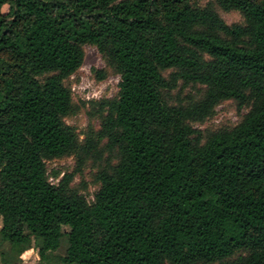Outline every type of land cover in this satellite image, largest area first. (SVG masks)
Listing matches in <instances>:
<instances>
[{
	"label": "trees",
	"instance_id": "obj_1",
	"mask_svg": "<svg viewBox=\"0 0 264 264\" xmlns=\"http://www.w3.org/2000/svg\"><path fill=\"white\" fill-rule=\"evenodd\" d=\"M199 1L0 0V264H264V0ZM86 45L119 92L80 144L64 82ZM225 101L236 126L193 127ZM72 155L101 161L91 203L48 181Z\"/></svg>",
	"mask_w": 264,
	"mask_h": 264
},
{
	"label": "rangeland",
	"instance_id": "obj_2",
	"mask_svg": "<svg viewBox=\"0 0 264 264\" xmlns=\"http://www.w3.org/2000/svg\"><path fill=\"white\" fill-rule=\"evenodd\" d=\"M208 2H213V0H200L198 3L199 6L204 7ZM7 10L8 8L4 6L2 12L6 13ZM216 11L227 25L244 24V20L238 12H223L219 7H216ZM83 54L81 68L64 82V86L70 91L72 108L63 123L75 131L80 144L86 138H95L100 128L101 120L105 115L99 105L104 101L116 99L119 92V77L106 65L105 60L97 50L92 46L86 45L83 47ZM96 71L102 72L103 81L96 79ZM169 73L166 72V77ZM43 78L40 77L38 80L41 81ZM195 90L189 89L187 92L196 94ZM247 112L248 109L246 108L239 109L235 101H225L215 108V114L211 119L201 124H194L193 127L204 134L220 129H231L241 121L243 115ZM100 148H103V143ZM102 158H106L105 152L102 154ZM100 165V160L91 157L78 170L77 158L73 155L45 161L48 181L51 184L56 185L64 175L72 174L71 189L84 196L88 203L94 200V195L100 187V184L95 180V175ZM62 232H68V228L63 227ZM65 248L66 243L63 240L61 247L53 255L57 257L63 256ZM15 259L16 264H37L39 260L34 249L25 251L18 258L15 257Z\"/></svg>",
	"mask_w": 264,
	"mask_h": 264
}]
</instances>
